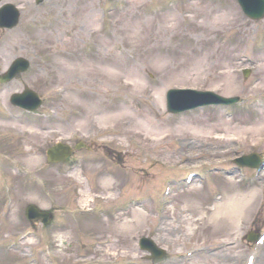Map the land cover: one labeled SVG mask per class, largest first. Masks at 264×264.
Wrapping results in <instances>:
<instances>
[{"label": "rangeland", "instance_id": "obj_1", "mask_svg": "<svg viewBox=\"0 0 264 264\" xmlns=\"http://www.w3.org/2000/svg\"><path fill=\"white\" fill-rule=\"evenodd\" d=\"M13 1L22 15L0 30V73L19 56L33 67L0 83V264H50L28 207L62 218L60 264H264V12L236 0L0 6ZM210 93L241 100L171 102ZM238 199L240 215L224 216Z\"/></svg>", "mask_w": 264, "mask_h": 264}, {"label": "bare ground", "instance_id": "obj_2", "mask_svg": "<svg viewBox=\"0 0 264 264\" xmlns=\"http://www.w3.org/2000/svg\"><path fill=\"white\" fill-rule=\"evenodd\" d=\"M251 3H254L257 7H258V9L256 10V11H259L260 9H261V7L264 5V0H258V1H256V2H254V0H242V4L243 5H249V4H251ZM259 45H262V46H264V40L263 41H260L259 43H258ZM263 48V47H262ZM7 75H8V73H3L2 74V76H0V83H2V81H11L12 79H14L15 78V76H14V74H12V76H11V78L10 79H7ZM25 91H28V90H25ZM31 104L30 105H28L26 108L27 109H34L35 107H37V103L39 102V99H37V98H32L30 101H29ZM53 155V154H52ZM51 155V156H52ZM248 202H250L251 201V199H249V200H247ZM228 202V201H227ZM227 202H225L224 204H226L225 206H226V209H228V210H224L223 212H222V214L224 215V216H229L231 213L232 214H234V215H240V205H239V203L241 202L242 203V201L240 200V199H238L237 201H232V203L231 204H233L234 203V208L232 209L229 205H228V203ZM58 226H56V228H57ZM55 229V227L53 228V229H51L49 232H48V237H49V245H48V248L49 249H51L52 251H53V253H54V255L56 256V253H55V244H54V242H53V238H52V234H53V230ZM54 259V264H58V262H57V256L55 257V258H53ZM139 263V262H138ZM84 264V263H83ZM88 264H108L107 262H105V261H102V260H100L99 258H97V257H94L93 259H91V261H90V263H88ZM110 264H115V262L114 261H112ZM117 264H122V263H117ZM128 264H131V263H128ZM140 264V263H139Z\"/></svg>", "mask_w": 264, "mask_h": 264}, {"label": "water", "instance_id": "obj_3", "mask_svg": "<svg viewBox=\"0 0 264 264\" xmlns=\"http://www.w3.org/2000/svg\"><path fill=\"white\" fill-rule=\"evenodd\" d=\"M18 63H19V62H18ZM18 63H17V64H18ZM21 63H22V62H21Z\"/></svg>", "mask_w": 264, "mask_h": 264}]
</instances>
